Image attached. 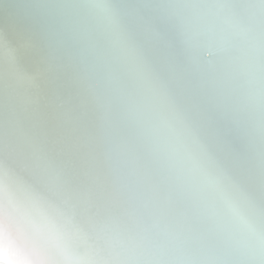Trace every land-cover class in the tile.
Here are the masks:
<instances>
[{
  "label": "bare ground",
  "instance_id": "bare-ground-1",
  "mask_svg": "<svg viewBox=\"0 0 264 264\" xmlns=\"http://www.w3.org/2000/svg\"><path fill=\"white\" fill-rule=\"evenodd\" d=\"M5 227L19 264H264V0H0Z\"/></svg>",
  "mask_w": 264,
  "mask_h": 264
},
{
  "label": "clouds",
  "instance_id": "clouds-1",
  "mask_svg": "<svg viewBox=\"0 0 264 264\" xmlns=\"http://www.w3.org/2000/svg\"><path fill=\"white\" fill-rule=\"evenodd\" d=\"M26 195V193H21L22 198H24ZM23 243V237L18 235L14 228L5 227L2 231H0V249L7 251L10 249V247L15 248L22 245ZM0 264H19V258L9 255L3 259H0Z\"/></svg>",
  "mask_w": 264,
  "mask_h": 264
}]
</instances>
